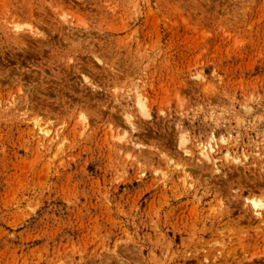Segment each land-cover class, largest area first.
Returning a JSON list of instances; mask_svg holds the SVG:
<instances>
[{"label": "rangeland", "instance_id": "rangeland-1", "mask_svg": "<svg viewBox=\"0 0 264 264\" xmlns=\"http://www.w3.org/2000/svg\"><path fill=\"white\" fill-rule=\"evenodd\" d=\"M258 201L264 0H0V264H264Z\"/></svg>", "mask_w": 264, "mask_h": 264}, {"label": "bare ground", "instance_id": "bare-ground-1", "mask_svg": "<svg viewBox=\"0 0 264 264\" xmlns=\"http://www.w3.org/2000/svg\"><path fill=\"white\" fill-rule=\"evenodd\" d=\"M134 94V93H133ZM134 99H135V106L137 107V110L140 111V113L142 114H145V104H144V101H143V98L142 96L139 94V93H135L134 94ZM130 116H128L126 119H128ZM34 125L39 129V132L40 133H43V134H48L47 130L44 129V128H41L40 125L35 122ZM131 125V124H130ZM132 126V125H131ZM120 138V137H119ZM121 139V138H120ZM123 140H126V139H123ZM122 141V140H120ZM126 142V141H125ZM129 143H132V141H128ZM128 143V144H129ZM134 144V143H133ZM132 144V145H133ZM138 144V143H137ZM136 142H135V146H137ZM134 146V147H135ZM139 146V145H138ZM136 148V147H135ZM214 153V149L213 147H210L209 150H206L204 151L203 153H201L202 157L209 161V162H212L214 160V157H213V154ZM227 156V155H225ZM226 158V157H225ZM233 159V158H232ZM172 166V165H171ZM178 166V165H176ZM179 167V166H178ZM185 173V171H184ZM186 178V177H185ZM252 207H253V213L257 216L258 219H260L262 222H264V202H252Z\"/></svg>", "mask_w": 264, "mask_h": 264}]
</instances>
